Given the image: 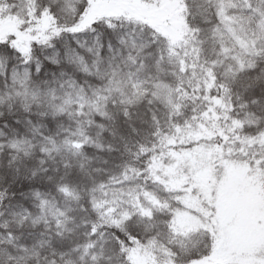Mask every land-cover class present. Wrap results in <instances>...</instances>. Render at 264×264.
<instances>
[{
    "label": "snow or ice",
    "instance_id": "snow-or-ice-1",
    "mask_svg": "<svg viewBox=\"0 0 264 264\" xmlns=\"http://www.w3.org/2000/svg\"><path fill=\"white\" fill-rule=\"evenodd\" d=\"M0 264H264V0H0Z\"/></svg>",
    "mask_w": 264,
    "mask_h": 264
}]
</instances>
